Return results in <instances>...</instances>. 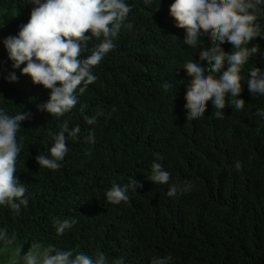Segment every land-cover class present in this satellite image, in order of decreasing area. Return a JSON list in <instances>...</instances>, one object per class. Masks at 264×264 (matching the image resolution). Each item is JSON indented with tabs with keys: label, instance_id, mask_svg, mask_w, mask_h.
Wrapping results in <instances>:
<instances>
[{
	"label": "trees",
	"instance_id": "obj_1",
	"mask_svg": "<svg viewBox=\"0 0 264 264\" xmlns=\"http://www.w3.org/2000/svg\"><path fill=\"white\" fill-rule=\"evenodd\" d=\"M127 2L132 7L115 47L92 69L96 81L78 86L79 101L69 112L57 116L38 110L50 90L19 69L16 82L0 76V107L10 115L32 112L17 132L23 146L14 172L29 202L18 213L0 206V228L16 237L0 250V264H8L20 246L23 255L34 242L74 254L100 252L108 264L118 257L125 264H151L162 254L171 257L170 264H264V126L256 116L264 95H253L246 84L251 68L264 70V37L245 45H255L257 52L241 68L243 109H235L226 94L222 118L214 115L209 100L205 113L189 120L184 94L191 77L183 66L199 61L202 49L214 46V37L201 36L195 46L184 43L185 30L169 15L172 0ZM0 7L16 11L0 21L2 41L27 23L33 5L0 0ZM256 22L264 32V14ZM99 42L92 37L87 48ZM222 46L225 51L233 47ZM0 70L13 71L6 50ZM86 115H96L95 123L88 124ZM64 122L80 126L79 138L66 141L68 152L58 169L39 166L35 157L49 154L53 134ZM90 130L94 142L86 139ZM156 160L170 172L169 184L188 180L195 188L169 197V184L147 179ZM130 176L142 186L129 191L127 201H107L106 190ZM54 218L75 223L57 234Z\"/></svg>",
	"mask_w": 264,
	"mask_h": 264
},
{
	"label": "clouds",
	"instance_id": "obj_2",
	"mask_svg": "<svg viewBox=\"0 0 264 264\" xmlns=\"http://www.w3.org/2000/svg\"><path fill=\"white\" fill-rule=\"evenodd\" d=\"M144 2L149 4L152 0ZM28 3L33 7L27 23L19 25L15 35H8L0 41L13 69L6 74L0 70V76L8 82H16L19 77L15 69L27 74L33 83L50 90L48 100L37 105V109L62 116L77 105L78 86L96 81L97 76L92 69L115 47L114 40L125 26L124 21L132 5L127 0H28ZM261 14H264V0H172L169 15L174 18L176 27L185 30L184 43L195 46L201 36L215 39L214 46L202 49L199 61L190 60L183 66L191 77L184 94L189 120L201 117L209 100L217 110L214 115L222 118L226 94H230L229 102L235 109H243L245 100L238 97L242 91L241 68L257 52L255 45L250 48L245 45L255 37H264L261 25L256 22ZM88 30L89 35H85ZM92 37L100 38V42L89 49L87 42ZM225 42L232 44L231 51L223 48ZM246 84L253 95H264V70L251 68ZM170 86L169 83L164 85L165 88ZM79 90L83 92L84 88ZM85 107L81 104V111ZM256 116L264 126V108H258ZM31 117V110H20L10 115L0 107V206L8 205L17 213L21 205L27 206L29 202L25 184L14 176L17 156L23 146V138L18 141L17 132L22 128L21 122ZM84 118L88 124H93L97 116L86 115ZM80 131L79 125L69 127L64 122L53 134L49 154L35 157L39 166L58 169L68 152L66 141L78 139ZM86 139L94 142L91 130ZM240 167L237 161L235 168L239 170ZM147 179L153 183L169 184L170 172L156 160L151 164ZM141 186L140 181L130 176L127 183H113L106 190L105 197L107 201L119 204L129 199V191L136 192ZM194 188L192 181H176L169 184L167 195L174 197L181 191L187 193ZM74 223V219L54 218L57 234H63ZM15 239V234L10 236L7 229L0 228V246H3L0 250L12 245ZM20 248L14 251L8 264H108L100 252L95 256L84 252L74 254L73 249L63 250L51 244L42 249L39 243L34 242L22 255ZM170 261L168 254H162L153 256L151 264H170ZM112 264H125L124 258L118 257Z\"/></svg>",
	"mask_w": 264,
	"mask_h": 264
},
{
	"label": "rangeland",
	"instance_id": "obj_3",
	"mask_svg": "<svg viewBox=\"0 0 264 264\" xmlns=\"http://www.w3.org/2000/svg\"><path fill=\"white\" fill-rule=\"evenodd\" d=\"M16 11L13 10H7L5 8L0 7V21L4 20V19H8L10 17L15 16ZM5 52V49H1L0 50V55L3 54Z\"/></svg>",
	"mask_w": 264,
	"mask_h": 264
}]
</instances>
